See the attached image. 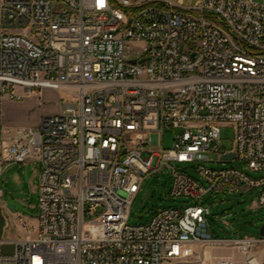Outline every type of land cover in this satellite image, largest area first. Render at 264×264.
Listing matches in <instances>:
<instances>
[{"label": "built area", "instance_id": "1", "mask_svg": "<svg viewBox=\"0 0 264 264\" xmlns=\"http://www.w3.org/2000/svg\"><path fill=\"white\" fill-rule=\"evenodd\" d=\"M262 1L0 0V123L5 102H41L45 91L59 108L36 129L2 125L0 177L35 162L44 186L37 225L17 217L28 238L0 241V264H264V237H214L200 205L129 225L144 181L165 167L172 197L259 190L264 208V177L203 165L234 154L264 173ZM171 164H198L207 186Z\"/></svg>", "mask_w": 264, "mask_h": 264}, {"label": "rangeland", "instance_id": "2", "mask_svg": "<svg viewBox=\"0 0 264 264\" xmlns=\"http://www.w3.org/2000/svg\"><path fill=\"white\" fill-rule=\"evenodd\" d=\"M181 1L184 7L191 8L199 0ZM261 3H264V0ZM126 46L129 57L135 58L136 49H134V46L129 43ZM58 109V94L51 91L44 92L41 102H37L33 96L14 104L5 102L2 122L0 123V134L2 125L13 130L19 128L36 129L42 117L52 115ZM173 139L174 132L166 130L162 137L164 149L171 150L173 148ZM234 139L235 131L232 125L223 124L221 126V147L225 148L226 151H231ZM209 157L210 161L203 164L208 169H235L255 180L264 177V173L252 172L245 164L237 160L224 165L218 162L217 155L210 154ZM197 165L171 164V166H175L180 170L186 169L189 176L207 186L205 181L200 180V176L196 172ZM37 167V163L10 164L0 177V190L2 192L0 203L10 204L14 209V213H10L13 216H8L9 227L6 234L9 238H28V235L24 234L20 223L17 221V217L23 218L31 227L37 225L39 194L34 190L40 181V172ZM172 182V172L168 167L146 178L140 193L133 201L129 218L130 226L149 224L159 211L200 205L210 212V216L207 217V225L209 232L214 237L223 239H235L243 235L259 237L260 229L264 226V208H260L257 204L259 190L238 195L209 193L196 200L187 197H172ZM260 250L264 251V246H260L258 251ZM223 253L239 258L235 252Z\"/></svg>", "mask_w": 264, "mask_h": 264}, {"label": "water", "instance_id": "3", "mask_svg": "<svg viewBox=\"0 0 264 264\" xmlns=\"http://www.w3.org/2000/svg\"><path fill=\"white\" fill-rule=\"evenodd\" d=\"M131 63H136L135 61H132ZM234 154H228L223 158L224 164L228 165L231 163V161L234 159ZM6 208H8L10 213H14L13 207L9 204ZM5 207L0 206V241H3L5 239L6 231L9 227V219L7 215V210ZM260 238L264 237V226L260 229ZM14 251V246H2L1 252L2 254H12Z\"/></svg>", "mask_w": 264, "mask_h": 264}, {"label": "bare ground", "instance_id": "4", "mask_svg": "<svg viewBox=\"0 0 264 264\" xmlns=\"http://www.w3.org/2000/svg\"><path fill=\"white\" fill-rule=\"evenodd\" d=\"M89 133H98V126H89ZM44 186V177H40L39 187Z\"/></svg>", "mask_w": 264, "mask_h": 264}, {"label": "crops", "instance_id": "5", "mask_svg": "<svg viewBox=\"0 0 264 264\" xmlns=\"http://www.w3.org/2000/svg\"><path fill=\"white\" fill-rule=\"evenodd\" d=\"M57 112H53V114H55ZM29 163H35V162H29ZM38 165V164H37ZM39 169V166L37 167ZM39 172H40V169H39ZM38 187H39V182H38V186L34 189L37 193H38ZM0 206H3V207H7L8 205L6 204H3V203H0ZM7 215L10 217V216H13L10 214V212L7 210ZM7 240H15L13 238H9L8 235L6 234V237H5Z\"/></svg>", "mask_w": 264, "mask_h": 264}]
</instances>
